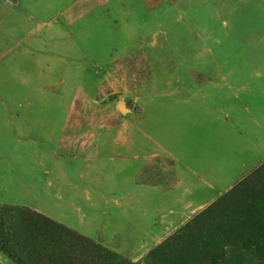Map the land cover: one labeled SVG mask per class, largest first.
I'll return each mask as SVG.
<instances>
[{
  "label": "rangeland",
  "instance_id": "374dc122",
  "mask_svg": "<svg viewBox=\"0 0 264 264\" xmlns=\"http://www.w3.org/2000/svg\"><path fill=\"white\" fill-rule=\"evenodd\" d=\"M261 81L264 0H0V196L140 262L232 187L191 161L233 93L197 94Z\"/></svg>",
  "mask_w": 264,
  "mask_h": 264
},
{
  "label": "trees",
  "instance_id": "16d2710c",
  "mask_svg": "<svg viewBox=\"0 0 264 264\" xmlns=\"http://www.w3.org/2000/svg\"><path fill=\"white\" fill-rule=\"evenodd\" d=\"M0 253L13 264H264V161L140 262L10 203H0Z\"/></svg>",
  "mask_w": 264,
  "mask_h": 264
},
{
  "label": "crops",
  "instance_id": "0c3cea01",
  "mask_svg": "<svg viewBox=\"0 0 264 264\" xmlns=\"http://www.w3.org/2000/svg\"><path fill=\"white\" fill-rule=\"evenodd\" d=\"M244 84L240 85V88H237L238 84L236 82L229 83L228 89L220 88L219 86V89L213 88L209 94H205L204 92L197 94L201 95L202 98L205 96V98H207L214 93L215 95H224L225 92L229 94L233 93V98L230 101L234 102V105L229 106L226 104L225 106H220V109L215 110L216 116H211V118L215 117V121L213 122H216L214 140L216 146L213 148V152L209 151V166L200 168V165H202L204 161L203 153L205 152H201L199 156L192 154L195 159L191 161L192 167H197L200 179L204 178L202 181L198 182L199 179H197V181L194 182L204 185L203 181H206V185H208V187H204L200 189V191L198 188L196 189V191L198 190L204 197L202 198L204 201L206 196L202 193H205L206 190L215 191L212 193L219 195L224 190L226 191L231 187L236 180L238 181L241 179L250 170L264 161V81H261L260 84L257 85H249L248 82ZM238 90L250 95L248 99L243 101V105L235 103V101H238ZM205 108L204 106L197 105L196 111L201 113V110ZM211 126L212 125L209 124L207 127L211 128ZM181 152L184 153V157L177 161L178 164H184L182 160L186 158V151ZM210 161L213 162V165H211ZM236 169H239L238 173H235ZM192 178L193 180L196 179L194 176ZM192 183L190 181L189 185ZM4 185L5 183L0 181V188L4 187ZM222 188H224V190ZM192 193L196 194L195 190ZM200 194L197 195L198 198L196 199H201ZM181 199L183 201L184 198L181 197ZM0 203L17 204L29 208L32 207L26 204L24 200L15 199L14 196H12L11 199L2 198L0 196Z\"/></svg>",
  "mask_w": 264,
  "mask_h": 264
}]
</instances>
